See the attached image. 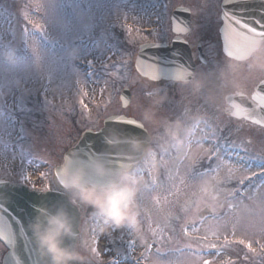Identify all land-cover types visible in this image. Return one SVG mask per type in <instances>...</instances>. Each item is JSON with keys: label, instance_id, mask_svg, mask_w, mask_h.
<instances>
[{"label": "rangeland", "instance_id": "374dc122", "mask_svg": "<svg viewBox=\"0 0 264 264\" xmlns=\"http://www.w3.org/2000/svg\"><path fill=\"white\" fill-rule=\"evenodd\" d=\"M6 1L0 0V109L5 111L0 113V179L51 187L52 168L81 129L100 125L112 113H130L153 134L152 151L133 173L143 177L139 228L100 233V221L83 225L92 259L106 264L110 253L102 251V243L115 236L125 242L130 238L132 264H141L136 259L145 264H264V181L243 186L239 181L263 168V161L228 157L233 144L222 142L226 124L215 111L216 101L207 102L218 91L202 83L196 103L189 101L186 88L163 91L133 71L136 46L144 37L140 28L152 25L153 17L167 23V13L179 0H166V6L158 0ZM115 35L119 45L112 42ZM123 87L132 91L124 110L119 102ZM169 116L192 133L180 134L182 146L166 128ZM13 117L22 119L20 135L14 133ZM242 137L228 134L234 143ZM204 180L212 182L213 196L200 200L195 193ZM206 204L214 214L201 220L197 212ZM159 237L164 245L155 254L158 243L148 239ZM183 244L199 253L180 249ZM4 251L0 245V259Z\"/></svg>", "mask_w": 264, "mask_h": 264}, {"label": "flooded vegetation", "instance_id": "af4514ba", "mask_svg": "<svg viewBox=\"0 0 264 264\" xmlns=\"http://www.w3.org/2000/svg\"><path fill=\"white\" fill-rule=\"evenodd\" d=\"M25 1L27 0H7L6 2L12 5L14 3H24ZM194 1L197 2L196 5L199 6V8L195 6V3L191 5V0H179L177 5L172 7L167 13L168 21L165 24H159L158 18L156 17L151 18L152 25H144L140 28L141 35L147 39L143 40V37L142 41L137 44V47L141 43L148 42L170 44L173 40H177L181 45H187L194 62L193 78L188 81L170 79L169 81L162 80L159 82H150L146 79H142V82L163 91H171L172 89H176L177 86L184 87L187 92H189V95H191V100L189 101H195L196 103L198 99L195 96L198 95L199 90H202L204 87L196 90L193 83L196 82V80L201 84L205 82L206 90L215 89L218 91V93L215 94L217 98L215 99L208 96L211 102H207L213 105L216 101L214 104L215 111L223 117L226 124L222 130V134L226 135V139H223L222 142H226L227 144L225 145L229 146L228 143L231 141L228 140V134H231V132H238V134L242 133V135H244V137H242L243 140L238 139L237 143H231L233 144L232 149L234 150V156L237 154L240 158L248 157L247 159L252 161H263L264 165V72L249 70L248 63L245 59L233 58L224 52L223 38L232 39L236 33H229V30L228 33L225 34L222 32L225 21L222 15L223 0ZM28 2H30V0H28ZM158 3L166 6L167 2L166 0H158ZM256 3L257 5H254L255 10L253 11L258 16L257 23L264 24V3ZM176 10L177 14L173 20L172 15ZM208 10L212 12H208ZM136 29L137 27L134 28V33ZM153 34H159V36ZM118 35L122 37L119 33ZM115 37L118 36L115 35ZM261 46H264V40L259 47ZM256 51L257 49L251 54L248 61L252 59ZM179 52L182 53V50ZM232 64L238 65L239 70L236 72L230 71L229 66ZM109 115L133 117L137 121H140L146 128L145 124L140 119L130 113L118 112ZM177 122L182 126L179 134L186 133L187 130H184L186 126L183 124V121L173 116L168 117L169 124L166 127L167 130L169 131V126L175 125ZM101 124L93 128H99ZM30 126L32 127L33 124L31 123ZM161 131H163L162 128ZM14 133L19 135L16 131H14ZM148 133L151 137L148 147L149 153L152 151L153 134L149 131ZM225 145L222 149L224 152L226 149ZM14 147L16 148V145ZM14 147L13 149H15ZM211 160H213V158ZM136 167L139 168L140 164ZM240 180L244 182L247 178H242ZM253 180L256 184L257 182L259 183V181H264V167L255 171ZM94 221L93 212L88 217H85V212L82 210V226L87 225L88 222L94 223ZM123 228L126 229L127 227ZM82 235L81 229L80 238H82ZM157 239L152 238L148 240L151 243H154V240L157 242L161 241L160 244L158 243L159 247L163 244L164 238L159 237ZM102 244L104 246L102 251L110 253L106 256L109 259H107L108 263L106 262V264H120L119 260L122 261L126 259L129 262H127L128 264H132L130 260L131 253L129 252L132 248L129 247L126 242L120 241V238L118 239V237L113 236L108 242ZM144 249L146 248H143L140 254H143L142 252ZM152 252L160 254L158 251ZM92 264L98 263L92 260Z\"/></svg>", "mask_w": 264, "mask_h": 264}, {"label": "water", "instance_id": "95a60500", "mask_svg": "<svg viewBox=\"0 0 264 264\" xmlns=\"http://www.w3.org/2000/svg\"><path fill=\"white\" fill-rule=\"evenodd\" d=\"M256 2L264 3V0H224L222 8L226 26L222 29L223 34L228 33V30L229 33L245 32L247 30L246 26L256 28L258 26V16L253 11L255 10L254 5H257ZM176 14L177 12L175 11L174 19ZM234 17H236L237 22L236 29L233 28L235 23L231 22ZM223 39L224 51L229 55L228 53L232 51L231 41L233 38ZM263 40L264 38H259L252 48L241 51L234 58H248ZM181 50L182 53L179 52ZM135 67L141 76L147 77L152 81L177 78L189 80L193 76L194 63L187 45H181L178 41L173 40L170 45L159 43L142 44L135 60ZM130 98L129 89L125 88L121 93L123 107L128 105ZM149 141L150 137L140 122L124 116H112L104 120L103 126L99 130H85L76 143L64 153L62 162L54 168V180L59 190L29 189L26 185L0 179V188L5 191L17 188L27 189L35 194L37 201L33 205L34 214L31 218L24 207L15 206V212L23 214L24 220L28 222L23 225L22 229H16L17 242L14 250L9 247L12 241L8 237H5V240H0L7 248L1 264H15V259H19L20 264H30L27 254L28 248L33 249L32 259H35L36 264H41L34 238L28 228L31 220L37 214L36 206L50 208L53 211L61 206L65 207L72 216L74 228L79 234L81 213L77 206L69 204L68 195L65 192V186H63L64 179L72 168L82 167L87 169L90 183H105V180L100 179L95 174V168L98 164H103L113 170L124 168L130 170L144 156ZM10 203V199L0 196V217L8 213L15 222L17 220L16 215L9 212ZM91 211L92 209L87 207L86 214ZM210 214H212L210 206H204L199 211L201 218ZM24 233L27 235H23ZM24 240L30 241L28 247H25ZM76 241L72 240L68 241V243L76 244Z\"/></svg>", "mask_w": 264, "mask_h": 264}, {"label": "clouds", "instance_id": "9594fccd", "mask_svg": "<svg viewBox=\"0 0 264 264\" xmlns=\"http://www.w3.org/2000/svg\"><path fill=\"white\" fill-rule=\"evenodd\" d=\"M249 70L264 72V46L257 49L250 61L245 57ZM230 71L236 72L239 66L232 64ZM199 90L202 85L194 82ZM147 118V117H146ZM181 124L169 126V134L176 145L182 146ZM138 146V144H137ZM95 174L105 183H90L88 170L72 168L64 179L65 190L69 193L68 202L73 206L84 205L93 210V215L102 219L99 232L105 233L122 227L139 228L140 206L138 196L141 192L143 177L133 174L128 168L113 170L98 164ZM200 200L213 196V184L204 180L195 193ZM37 214L28 225L35 241L41 264H89L95 253L86 238H78L72 216L63 206L53 211L36 206ZM78 240L72 244L68 241Z\"/></svg>", "mask_w": 264, "mask_h": 264}, {"label": "snow or ice", "instance_id": "6c2138e0", "mask_svg": "<svg viewBox=\"0 0 264 264\" xmlns=\"http://www.w3.org/2000/svg\"><path fill=\"white\" fill-rule=\"evenodd\" d=\"M246 28L247 30L245 32H238L235 34L231 41L232 51L228 53L229 55L233 57L238 56L241 51L252 48L258 42L259 38H264V24H258L256 28H252L251 26H246ZM0 196L10 199L9 212L17 217L15 222L8 213L0 217V240H5V237H8V239L12 241L9 247L14 250L17 242L16 229H22L23 225L28 222L24 220L23 214L15 212V206L19 205L24 207L31 218L34 214L33 205L36 204L37 201L33 192L23 188H17L11 191H5L3 188H0ZM23 235L27 234L24 233ZM24 242L25 247H28L30 241L24 240ZM32 252L33 249L28 248L27 254L30 259V264H36L35 259H32ZM15 264H20V260L15 259Z\"/></svg>", "mask_w": 264, "mask_h": 264}]
</instances>
